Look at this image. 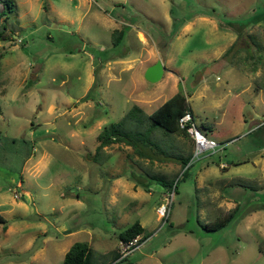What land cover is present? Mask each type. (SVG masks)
I'll list each match as a JSON object with an SVG mask.
<instances>
[{"label":"rangeland","instance_id":"obj_1","mask_svg":"<svg viewBox=\"0 0 264 264\" xmlns=\"http://www.w3.org/2000/svg\"><path fill=\"white\" fill-rule=\"evenodd\" d=\"M11 1L4 14L0 1V261L57 264L86 240L111 264L119 232L139 220L137 264H264V0ZM158 56L179 74L147 80ZM175 83L214 151L194 156L187 136L160 127L150 158L124 141L97 148L105 125L133 104L152 111ZM170 154L190 158L182 167ZM233 207L225 226L204 228Z\"/></svg>","mask_w":264,"mask_h":264},{"label":"trees","instance_id":"obj_2","mask_svg":"<svg viewBox=\"0 0 264 264\" xmlns=\"http://www.w3.org/2000/svg\"><path fill=\"white\" fill-rule=\"evenodd\" d=\"M4 4V8L1 13L4 14L6 9L11 11L12 1L11 0H0ZM0 13V14H1ZM120 34L115 37L114 44L118 42L121 35L123 34V29L119 30ZM0 34H2L0 32ZM235 44V40L225 49L223 56L232 51V47ZM221 55V56H222ZM89 92V91H88ZM88 92L83 97H88ZM189 110L191 113V108L189 107L186 94L183 90L178 89L164 101H162L158 106H156L152 111H145L140 105L133 104L125 112L123 117L116 122H111L108 125H105L103 129L98 133L100 143L97 145V148L102 147L104 144H109L116 141H124L125 143L131 145L134 150L141 156L152 157L156 149L153 146L158 147V141H154L156 137H152V132L156 128H162L167 132H172L175 135H187L188 132L180 127L179 117L186 111ZM193 115V113H192ZM194 117V115H193ZM136 123V127H127L122 124H125L127 120ZM130 122V123H131ZM198 126V125H197ZM143 129H139V128ZM199 127V126H198ZM200 129V127H199ZM201 130V129H200ZM149 133L150 136H149ZM206 134V133H205ZM164 135V134H161ZM189 135V134H188ZM1 138V137H0ZM10 140L15 142L16 137H11ZM154 142H153V141ZM25 139H22L24 142ZM193 141V140H192ZM154 144H153V143ZM194 146V144H193ZM161 152H166L164 149H160ZM30 154V153H29ZM175 158L181 160V166H185L189 161V156L182 155H172ZM191 165L189 163L183 170L182 175L185 176L187 173L188 167ZM149 178L154 179L156 182L164 185L165 187H171L172 181L165 180V178L157 173L151 174ZM237 207L230 208L224 213L215 217L211 221H207L203 224L204 228L207 230H217L225 226L235 215ZM8 219L0 214V224H2L3 229H6L8 226ZM140 235V240L146 238L144 234V226L140 223L139 220H135L126 228L121 230L118 234L119 240H128L135 235ZM259 250L264 252L261 244L259 245ZM57 264H98L94 258V253L89 242L86 240H76L71 243L69 248L65 251L62 260ZM111 264H137L134 260L129 258L128 255L120 257V252H116L113 256V262Z\"/></svg>","mask_w":264,"mask_h":264},{"label":"built area","instance_id":"obj_3","mask_svg":"<svg viewBox=\"0 0 264 264\" xmlns=\"http://www.w3.org/2000/svg\"><path fill=\"white\" fill-rule=\"evenodd\" d=\"M179 125L184 128L190 137L193 140V151L194 156H198L203 152H211L214 151L218 145V142L215 138L208 136L197 126L192 113L189 110H186L179 117ZM173 191H170L163 197V200L157 205L156 212L159 217L166 218L169 214L170 204L172 201ZM15 196H19V193L15 191ZM140 235L137 234L134 237L128 240H120L119 243V252L120 257L129 255L131 251L136 248L140 244Z\"/></svg>","mask_w":264,"mask_h":264},{"label":"crops","instance_id":"obj_4","mask_svg":"<svg viewBox=\"0 0 264 264\" xmlns=\"http://www.w3.org/2000/svg\"><path fill=\"white\" fill-rule=\"evenodd\" d=\"M187 26H188V25H187L186 23L183 25V27H187ZM137 31H138L140 34H142V32H143L142 29H138ZM141 36H142V35H141ZM143 38H144V36H143ZM232 39L234 40L235 37L232 38ZM231 43H232V41L229 42V45H230ZM229 45H228V46H229ZM228 46H227V47H228ZM227 47H226V48H227ZM226 48H225V49H226ZM225 49H224L223 51H225ZM221 54H222V53H221ZM159 55H160V54H159ZM219 56H220V55H219ZM92 58H94V57L92 56ZM158 58H159V56H158L156 59H158ZM156 59H154V60L148 62V63L146 64V67H147L149 64L153 63L154 61H156ZM160 59H161L162 62H163L164 70L167 68V75H169V74H171V73H177V74H179V71H178V69H177L175 66L165 64V60H164V58H162V56H160ZM107 61H108V60H107ZM163 73H164V71H163ZM178 86H179V85H178L177 83L174 84V88H175V89H179ZM176 91H177V90H176ZM174 92H175V91H174ZM174 92H172L170 95H172ZM170 95H169V96H170ZM169 96H167L166 98H168ZM166 98H165V99H166ZM165 99H164V100H165ZM164 100H163V101H164ZM191 111H192V113H193V110H191ZM193 115H194V113H193ZM203 125H204V124H203ZM203 127H204L205 132L208 133L207 129H208L210 126H209V125H208V126L204 125ZM210 131H212V130H210ZM207 135L210 136L209 134H207ZM176 136H177V137H183V135H176ZM186 136H187L188 139L193 143L192 138H191L188 134H187ZM210 137H212V136H210ZM224 164H225V163L221 162V163H220V166H221V167L223 166L224 168H226L227 165L224 166ZM199 186H201V185H199ZM203 192L206 194V195L204 196V198H203V201H205V202L208 201L206 204H210V203H209L210 201H211V202H212V201L214 202L215 199H214L212 196H213L214 194H216V192H217L216 190H215L214 192H212V190H210V189H207V190H206V188H204V189H203ZM203 195H204V194H203ZM214 206H215V205H214ZM216 207H217V204H216ZM229 209H230V208H229ZM227 210H228V209H227ZM8 223H9V222H8ZM6 229H7V228H6ZM68 229H69V228H68ZM3 230H5V229H3ZM66 231H67V229H66ZM0 264H6V263H2V261H0Z\"/></svg>","mask_w":264,"mask_h":264},{"label":"water","instance_id":"obj_5","mask_svg":"<svg viewBox=\"0 0 264 264\" xmlns=\"http://www.w3.org/2000/svg\"><path fill=\"white\" fill-rule=\"evenodd\" d=\"M163 71V62L160 58H158L146 67L144 77L149 81H157L162 76Z\"/></svg>","mask_w":264,"mask_h":264}]
</instances>
